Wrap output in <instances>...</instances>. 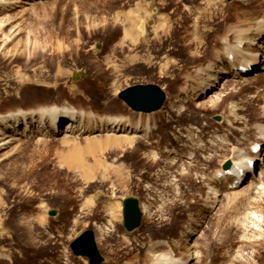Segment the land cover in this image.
<instances>
[{"label":"rangeland","instance_id":"1","mask_svg":"<svg viewBox=\"0 0 264 264\" xmlns=\"http://www.w3.org/2000/svg\"><path fill=\"white\" fill-rule=\"evenodd\" d=\"M232 4L0 0L1 118L23 113L38 118L33 111L39 107L70 106L156 123L167 138L159 143L153 141L157 132L145 139L140 132L76 128L48 135L35 129L11 141L13 130L0 131V264H89L70 246L86 229L94 230L104 258L100 264H145L150 240L164 248L163 239L184 258L191 253L190 264H264V161L257 168L258 175L263 172L258 184L250 182L251 174L238 189L228 186L230 180L218 185L205 177L215 175L225 157L251 152L264 125V57L262 66L246 75L251 78L227 82L228 68L208 93L200 94L201 80L194 78L200 68L219 63L226 22H234V30L252 26L246 34L259 43L245 48L260 50L258 13L250 8H264V0ZM138 83L166 92L159 110L135 111L119 97ZM193 87L189 98L177 101ZM78 114L82 120L84 112ZM227 118L236 124H225ZM45 123L44 133L48 118ZM179 128L203 141L193 150L179 145L181 151L169 160L160 148L176 145L171 132ZM185 129L181 132L188 134ZM223 145L226 150L218 152ZM130 196L138 198L143 212L140 226L131 231L123 217V201ZM144 207L150 208L151 221ZM52 209L55 215L49 214ZM98 228L105 236L98 237ZM138 240L143 247L133 250L130 245Z\"/></svg>","mask_w":264,"mask_h":264},{"label":"bare ground","instance_id":"2","mask_svg":"<svg viewBox=\"0 0 264 264\" xmlns=\"http://www.w3.org/2000/svg\"><path fill=\"white\" fill-rule=\"evenodd\" d=\"M174 1L176 2V0H174ZM237 1L238 0H233L232 5L237 3ZM6 3H9V2H6ZM177 4H178V6L177 7L175 6V8L176 9L181 8L179 6L180 2H178ZM177 11H180V10H177ZM250 12L258 13V15L254 18V20H255L254 23H256L255 25H258V27H256L255 30L256 29L258 30L259 38H262L264 40V17L259 18L264 13V8H253L252 7V8H250ZM128 17L129 16L127 15L126 20H128ZM214 18H216V17H214ZM136 20H137V18H136ZM130 21L132 22L133 20H131V18H130ZM131 22H129V23H131ZM234 26H235L234 22H226L224 24L225 31L220 35L221 37L219 36L220 42L224 44L223 45V50H224L223 55L224 56L222 55L220 59H219V56L217 58L219 63L217 65H214L215 63H212V64L208 65V67H205L202 69L200 68L198 70L197 76L194 77V78H196V80H198V78H199V80H201V82L199 83L202 86L201 90L199 89L200 94L201 93L204 94L206 92L208 93L209 90H213L215 88V86L217 85L221 74H223L222 72H225L226 69H228V68L231 69V72H230V75L226 76V79H228L227 82H230L231 80L234 81V79L236 77L247 78V79L251 78L250 75L244 76L240 73L241 72L240 69L243 66H246V68L248 69L249 68L248 64L251 63L254 65V70L256 69V67H259L260 65L262 66V63H263L262 57H264V41L259 46L260 50L255 51V49H253L254 52L248 51V49L245 48V45L248 43L251 44V42L254 43V41H255L254 40L255 38H251L250 36H248L247 35L248 33L246 34V32L251 30L252 26H245V27H243L241 29H237V30H234ZM120 32H121V30H120ZM128 32H130V31H128ZM125 35L128 36V35H130V33H128V35L125 33ZM132 37H134V35ZM134 38H131L130 40H133ZM258 43H256V44L254 43L253 45L256 46ZM230 55H232L231 58H229ZM224 57H225L226 61H228V59H229L228 65L226 64V61L224 62ZM212 68H214V69H212ZM203 76H205V77H203ZM204 83H205V85H204ZM187 89L188 88L183 90L184 91L183 94L185 93L184 97H182L180 100H177V101H182V100L189 98L190 95L194 92L193 91L194 87L192 89H188V90H190V92ZM217 99L218 98H215L214 102H217ZM34 112H36L39 116H37L38 118H35V116H31L30 117L31 120L26 116L27 114H25V113H23L21 118L15 114H11L7 119L0 117V131H3L4 128L8 129V130H13L14 134H13V137L11 138V141H16V140L20 139V137H19L20 134L22 135L25 133H29L35 129L42 132L43 135H48L49 131L51 133L53 132L55 134L57 132L59 133L60 131L70 133V132L75 131L76 128L79 132H82V133L83 132H89V131H92V133H93L94 132L93 129H95L96 131H104V132H106L107 130H109L111 132L112 131H115V132H117V131L118 132H121V131L130 132L131 131L133 133H131V132L130 133L133 135L135 134V132H140L141 134L142 133L145 134V136L142 135L145 139H147V138L150 139V137H152L151 136L152 133L157 132V133H159L158 138L156 140H153L154 142L160 143L162 140L167 139L166 135L161 130L160 131L156 130L159 128L158 125H156V123L151 124L152 125L151 126L149 121L143 122L140 119L134 121V119L131 117H124L123 118V117L116 116V115L115 116H111V115L109 116L108 115L106 117L102 116V115L99 116L97 113H95V112L92 113L89 110H86L85 108L76 109V108H71L70 106H65L63 108H58L57 106L52 107V108L51 107H47V108L39 107V109L33 111V113ZM83 112H84V118L82 120L78 119L80 117V115L78 113H83ZM137 113H141V112H137ZM47 118H48L49 125L47 126L48 130L44 133V130H42V128H43L44 124H46L45 120ZM37 121H38V124H36ZM144 121H146V120H144ZM81 122H82V124L80 125ZM225 124L232 125V124H236V123L234 122L233 119L227 118V119H225ZM2 125L4 127H1ZM221 125L224 126L222 123H221ZM182 129H185V128H182ZM182 129L179 128L175 132H171L173 140L176 143V145L172 142H166L164 145H162V147L160 149H161L163 157L169 158V160H170V158H171L170 155L172 153L181 151L179 148V145L188 146V149L193 150L194 145L201 144L200 141H203V139L201 140L198 138L197 139L190 138L189 136L191 135V130L186 128L184 130V132H188V134H183L181 132ZM217 129H218V127H216V126L213 127L212 132L216 131ZM127 130H129V131H127ZM150 130H151V132L149 135ZM208 131H211L210 128L208 129ZM140 133H138V134H140ZM206 133L207 132H204V134H206ZM112 134H114V133H112ZM135 135H137V134H135ZM259 135L261 136V138H259L257 141H255L252 144L254 146L256 143H260L261 147H262L260 152H256V153H252V151L249 153L239 152L238 153L239 155H237L235 153L234 156L232 155L231 157H225L223 159V162H225L226 160H229L231 162V166H230L229 171H225L224 169H222V167L217 168V170L215 171V175H212L211 177H208L207 175L205 176L206 180H208V179L210 180L213 178L212 180L215 183H218V185H219V182H224V181L230 180L228 186H231L232 188H235V189L242 187L243 185L240 182H241V180L244 179V177H246V174H247L248 169H249L248 168L249 160L250 159H256L257 160L255 168H258L260 166V164H261L260 160L264 161V125H263V129L259 133ZM142 136H139V137H142ZM45 137L46 136H44V138ZM4 144H6V143H4ZM225 147H227V146L223 145L221 148H218V152H220V153L224 152L226 150ZM222 148L224 149V151L221 152L220 149H222ZM234 149L237 150V148H235V147H234ZM239 151H241L240 148H239ZM194 158H195V156H194ZM262 177H263V172L258 175V172L255 171V177L252 176V179L250 182L252 184L257 182L255 184H258L260 181H262ZM216 186H217V184H216ZM212 193H213V191H212ZM214 193H215V195L213 194L214 197H217L218 191L215 188H214ZM197 203H198V201L195 202V204H197ZM210 211H212V210L209 209V212ZM144 212H145L146 221L147 222L151 221L153 219V215L151 213L150 208L144 207ZM189 232L192 235L194 234V231H189ZM97 233H98L99 238L105 236L102 228H98ZM250 235H252V234H250ZM248 239L251 240L250 237ZM101 240L103 241V245L106 246L107 245V238H103ZM163 240H164L163 245L165 246L164 248L161 247L162 244L160 243V241L150 240V242H149L150 244H149V247L147 249L149 252V256L147 257L145 264H190V258H192L191 253L184 258L179 252H177L178 250H176V246H174V244L172 243L171 240H168V239H163ZM244 240H245V238L243 239V241ZM142 243L143 242L138 240L136 242H133L131 245L130 244L129 245L133 248V250H137V249L141 250V248L143 247ZM125 249H126V247H125ZM125 249H122L120 251V253L123 254ZM178 255H179V258L177 257ZM1 257H3V256H0V258ZM193 258H194V256H193ZM124 264H131V263H124Z\"/></svg>","mask_w":264,"mask_h":264},{"label":"water","instance_id":"3","mask_svg":"<svg viewBox=\"0 0 264 264\" xmlns=\"http://www.w3.org/2000/svg\"><path fill=\"white\" fill-rule=\"evenodd\" d=\"M119 97L133 110L149 113L159 110L163 106L166 100V93L157 84L138 83L120 91ZM215 119L219 120L220 116L216 115ZM230 166L231 162L228 160L224 163L223 168L228 169ZM56 213L54 209L49 211L50 215H55ZM142 216L143 212L138 198L130 196L124 199L123 217L127 230L131 231L139 227L142 222ZM70 246L76 255L86 256L89 264H100L104 260L98 250L95 233L92 229L83 231L71 242Z\"/></svg>","mask_w":264,"mask_h":264}]
</instances>
